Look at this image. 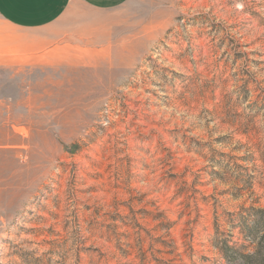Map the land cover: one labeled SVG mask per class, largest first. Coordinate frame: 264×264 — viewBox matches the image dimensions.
<instances>
[{
	"label": "rangeland",
	"instance_id": "1",
	"mask_svg": "<svg viewBox=\"0 0 264 264\" xmlns=\"http://www.w3.org/2000/svg\"><path fill=\"white\" fill-rule=\"evenodd\" d=\"M50 29L48 64L0 68V264H264V0Z\"/></svg>",
	"mask_w": 264,
	"mask_h": 264
},
{
	"label": "crops",
	"instance_id": "2",
	"mask_svg": "<svg viewBox=\"0 0 264 264\" xmlns=\"http://www.w3.org/2000/svg\"><path fill=\"white\" fill-rule=\"evenodd\" d=\"M129 0H0V68L48 64L60 34L50 28L73 2L95 11L115 9Z\"/></svg>",
	"mask_w": 264,
	"mask_h": 264
}]
</instances>
